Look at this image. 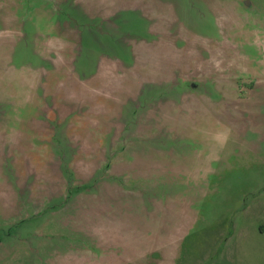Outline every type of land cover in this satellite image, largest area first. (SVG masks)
<instances>
[{"label": "rangeland", "instance_id": "obj_1", "mask_svg": "<svg viewBox=\"0 0 264 264\" xmlns=\"http://www.w3.org/2000/svg\"><path fill=\"white\" fill-rule=\"evenodd\" d=\"M0 264H264V0H0Z\"/></svg>", "mask_w": 264, "mask_h": 264}]
</instances>
